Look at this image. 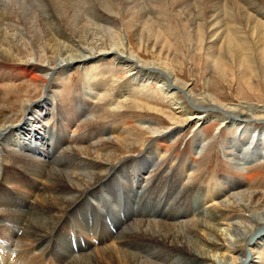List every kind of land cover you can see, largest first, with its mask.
<instances>
[{
  "label": "bare ground",
  "instance_id": "1",
  "mask_svg": "<svg viewBox=\"0 0 264 264\" xmlns=\"http://www.w3.org/2000/svg\"><path fill=\"white\" fill-rule=\"evenodd\" d=\"M170 1L179 20L191 18L195 3L209 9V33L193 26L203 30L195 32L201 47L204 38L211 42L218 81L229 64L247 76L255 55L264 61V22L256 17L264 19V6L255 0ZM244 4L258 12L247 13ZM227 6L241 9V20L224 23L232 15ZM161 9L162 0H0L1 111L11 87L28 85L11 102L19 120L0 125V264H264V209L250 186L259 174L244 173L264 160V106L226 104L207 79L200 94L189 90L165 61L173 46L148 21L166 17ZM129 23L138 50L157 48L159 62L142 60L126 44ZM75 69L85 82L64 89ZM117 73L126 75L122 83ZM152 83L169 102L164 119L173 126L152 129L141 153L131 155L132 124L99 120L100 105L109 99L117 110L126 104L149 112ZM30 88L42 97L33 101ZM210 119L233 129L226 149L240 178L217 176L201 187L195 158L177 166L166 142L178 128ZM87 214L98 218L88 225Z\"/></svg>",
  "mask_w": 264,
  "mask_h": 264
},
{
  "label": "rangeland",
  "instance_id": "2",
  "mask_svg": "<svg viewBox=\"0 0 264 264\" xmlns=\"http://www.w3.org/2000/svg\"><path fill=\"white\" fill-rule=\"evenodd\" d=\"M255 1L264 6V0ZM162 2L164 10L161 9L158 13H160L161 15L166 14L167 16L159 20L148 21H151V23L154 24L155 29L160 31V33L166 39H168V42H170V44L173 46V48H171L170 54L166 57L165 54L167 53V51H163V55L161 56V58L166 57L165 61L167 62V65L175 72L177 78L186 82L188 84V89L194 91L195 94H200L202 91H204L203 81L207 79V83L209 85L208 87L210 88L209 91L211 92L213 90L212 93L216 94V96L221 98L222 102H225L226 104L246 102L249 104L264 106V61H259L258 63V56L255 55V62L259 64V66H256L255 63L253 65L255 67L254 72L252 73V71H250L247 76L245 73H238L237 71L242 72V70H236L232 65L229 64V68L227 69L228 71L226 70L227 72H225V75L221 78L223 79L221 80L222 82L218 81L217 78L219 75L216 74L212 69L211 64L214 59L213 57H211L213 56V53L211 54V51L207 49V46L211 44V42H208V40L204 38L203 47H201L196 41V39L199 38L195 37V32L197 31L200 33V35H202L203 30L202 28H198L197 30H195L196 26H193L194 23H198L199 25L203 26L204 33H209L210 29L207 28L209 9L203 7L201 8L195 3L194 12L191 15V18L189 20H179L178 18L174 17L173 10L175 9V6L173 2L170 0H162ZM244 5L245 6L243 9H246L247 13L252 14V9L255 12L257 11L255 8L256 5H254L253 7H250L246 4ZM228 8L229 6L225 7V10H228L227 12H230L232 15H230V19L225 17L224 23H227V20H241L240 16H238L242 15L241 9H239L240 11H237L235 10V7H230V9ZM200 15L204 20H194L196 18H200ZM153 16H156V14H154ZM256 17L257 20H261L264 22V19H262L261 17L257 15ZM132 21L133 23L135 22V20ZM128 25L129 26L125 27L127 31V35L125 36L127 41L126 44H130L129 47H131V49L135 53L139 54L142 60L159 62L158 60H160V58L156 56L157 48L151 49V46L145 45L142 46L140 50H138L136 38L135 35H133V25L132 23H129ZM242 36H246L247 42L252 43L251 47H257V43H254V37L250 35L249 30L244 29V33ZM190 44L192 45L191 48H189ZM105 61L107 63L112 62L110 58L105 59ZM106 62L98 64V66H100L99 69L106 65ZM93 67L94 65H92L91 67L87 65L85 68H87L88 71H92ZM232 73L235 74L233 75ZM234 76H236V78ZM125 78L126 75L122 73H117L115 77L118 83H122ZM66 79L67 80L65 86L63 87L64 89L69 90H72L76 87L80 88L81 84L85 82L83 71L80 69H75L74 71H72V73H70V75ZM246 86H249V89H244V87ZM27 87L28 85L25 84L24 87L17 86L11 87L9 89L8 98L10 100H6V104L7 102L10 103L7 104V107H4L5 105H3L2 111L0 109V125L4 122V119L12 120L14 123L19 120V116L13 115V112L17 111V109L19 108L18 103L15 105L14 103H12V109L10 106L11 102L18 101L22 98H16V96L18 93H24ZM239 88L242 91V94H239L240 96L237 95ZM84 91L85 90H83L82 92ZM146 91L152 97L148 100L147 103L149 112L143 110L142 108H131L126 104L125 108L122 107V109L120 108L117 110V108L114 107V104L108 101L109 99L104 102L102 101L100 105L101 111L99 113V120L105 122L106 124H113L118 128L122 126L126 127L125 125L128 122L132 124L127 128L129 129V132L133 134V137L135 135L133 141H130V144H132L130 146L134 150L131 155L135 156L141 153L142 146H145L149 141L148 138L151 136V131L159 128L160 131L167 132L171 130L173 126L172 124L168 123L166 119H164L166 118L164 114H169V111L172 110L168 104L169 102L163 97V95L159 94L158 85L152 83L147 87ZM43 92L44 91L37 94L34 93V90L30 88V91L28 93L31 94V98H33V101H37L42 97ZM157 111H159V113ZM179 124L180 122H178L175 126H180ZM262 125L263 124H259L258 128H260ZM46 126L50 127L51 122H48ZM140 130L145 134L141 136ZM232 130L233 129L228 130L223 125H220L218 122H214L211 119L201 124L192 123L189 126L178 128L176 132L171 133L166 142V145L168 147L167 153L173 159L177 157L175 159V164L177 166L185 162H189L193 156L196 161L192 165L197 168V174H195L196 178L194 177V182H197V184L201 185V187L205 186L212 178L217 176H225L233 180H238L240 178L239 174L235 173L233 168L231 167V160L227 156L226 149L227 139L230 133H232ZM142 137H144L145 140ZM197 137H200L201 141V145L198 149H196L197 147L195 146ZM114 144L118 148L120 147V145H122L121 143L117 142H115ZM124 148L125 147H123V150L121 148L124 153L122 156L128 153L126 152L128 150H124ZM194 152H197L198 154H192ZM244 171V173L247 174V177L251 176L253 173L257 175L259 174L256 178H254L253 184L251 183L250 186L258 192L256 206L258 208L264 209V160L262 159V161L260 160L248 163ZM246 176L244 175V177ZM94 219V215L91 218V216L87 214V222L89 221L88 225H91V222ZM110 229L113 233L116 232L112 227ZM80 242L81 244H83L82 247L85 248L84 241L80 239ZM94 243L95 245H97V241H95ZM0 253H3L2 250L0 251ZM259 257L261 258V260H264V249L259 251Z\"/></svg>",
  "mask_w": 264,
  "mask_h": 264
}]
</instances>
